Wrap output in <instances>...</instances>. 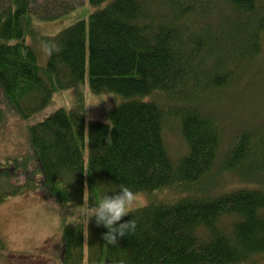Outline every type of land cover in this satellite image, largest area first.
<instances>
[{"label":"trees","instance_id":"obj_1","mask_svg":"<svg viewBox=\"0 0 264 264\" xmlns=\"http://www.w3.org/2000/svg\"><path fill=\"white\" fill-rule=\"evenodd\" d=\"M86 1L105 0H0V122L7 111L28 119L86 79L94 93L122 97L104 120L87 121L76 105L32 124L28 156L3 171L12 191L24 181L73 206L83 205L86 188L92 204L121 186L194 194L136 208L120 221L135 220V232L114 246L94 218L88 229L80 219L65 223L62 264H239L264 253V189H195L215 171L246 179L264 158L252 129L220 157L219 121L196 104L235 84L262 53L264 0H112L43 37L62 51L40 65L26 42L34 19L54 20ZM173 124L186 145L176 158L165 137Z\"/></svg>","mask_w":264,"mask_h":264},{"label":"rangeland","instance_id":"obj_2","mask_svg":"<svg viewBox=\"0 0 264 264\" xmlns=\"http://www.w3.org/2000/svg\"><path fill=\"white\" fill-rule=\"evenodd\" d=\"M109 1L105 0L100 5H91L86 1L54 20L34 19L33 30L26 36V42L33 47L39 64L46 65L48 60V55L41 47L43 37L56 35L87 18ZM107 96V100H104ZM120 101L118 94L94 93L86 79L77 87L54 92L49 104L28 119L11 111L5 112L7 116L0 122V264H62L63 225L80 219L81 206L63 205L41 187L19 181L16 190L12 191V185L3 171L10 168L14 160L28 156L29 127L42 121L57 108L71 109L76 105L82 106L87 121L104 120L106 112ZM196 104L202 110L214 114L219 121L223 136L220 157L235 135L243 129H252L264 139V34L262 53L246 67L240 79L215 96L202 97ZM172 126L173 130L166 132L165 137L171 156L176 158L185 152L186 145L177 127L174 124ZM28 166L33 168L32 164ZM243 174L246 179L240 178L236 172L222 174L215 171L195 189L207 187L208 191L209 186L208 192L214 195L239 187L264 189V158L256 160ZM181 192L167 188L137 193L136 208L156 201L172 202L181 196L194 194L193 190ZM85 203L93 205L87 188ZM239 264H264V253L253 255Z\"/></svg>","mask_w":264,"mask_h":264},{"label":"clouds","instance_id":"obj_3","mask_svg":"<svg viewBox=\"0 0 264 264\" xmlns=\"http://www.w3.org/2000/svg\"><path fill=\"white\" fill-rule=\"evenodd\" d=\"M41 47L49 57L53 54H59L62 51L60 45L54 40L42 41ZM108 97L109 96L104 100H107ZM99 103L100 102L97 104ZM106 139L107 144L112 142L111 135ZM119 189L120 191L117 194L109 195L107 193L103 195L99 203H94L92 206L84 202L79 210L80 222L83 223L87 229L93 218L97 226L103 225L108 229V231L103 234V239L106 241L107 245L113 246L118 243L120 237H124L129 233H134L136 230L135 220L132 219L124 223H120V221L129 213L136 211L138 195L126 186H121Z\"/></svg>","mask_w":264,"mask_h":264},{"label":"bare ground","instance_id":"obj_4","mask_svg":"<svg viewBox=\"0 0 264 264\" xmlns=\"http://www.w3.org/2000/svg\"><path fill=\"white\" fill-rule=\"evenodd\" d=\"M111 1H112V0H111ZM109 2H110V1H109ZM109 2H108V3H109ZM108 3H107V4H108ZM107 4H106V5H107ZM106 5H105V6H106ZM105 6H104V7H105ZM104 7H102V8H104ZM100 9H101V8H100ZM98 10H99V9H98ZM120 97H121V96H120ZM121 101H122V97H121ZM121 101H120V102H121ZM120 102H119V103H120ZM119 103H118V104H119Z\"/></svg>","mask_w":264,"mask_h":264}]
</instances>
